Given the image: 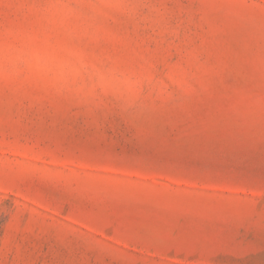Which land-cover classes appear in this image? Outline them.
Returning <instances> with one entry per match:
<instances>
[{"label":"rangeland","instance_id":"obj_1","mask_svg":"<svg viewBox=\"0 0 264 264\" xmlns=\"http://www.w3.org/2000/svg\"><path fill=\"white\" fill-rule=\"evenodd\" d=\"M0 264H264V0H0Z\"/></svg>","mask_w":264,"mask_h":264}]
</instances>
